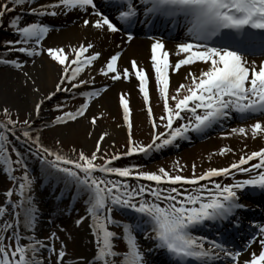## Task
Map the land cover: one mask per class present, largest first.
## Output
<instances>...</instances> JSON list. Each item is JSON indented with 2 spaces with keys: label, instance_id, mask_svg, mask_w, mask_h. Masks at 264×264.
I'll list each match as a JSON object with an SVG mask.
<instances>
[{
  "label": "snow or ice",
  "instance_id": "1",
  "mask_svg": "<svg viewBox=\"0 0 264 264\" xmlns=\"http://www.w3.org/2000/svg\"><path fill=\"white\" fill-rule=\"evenodd\" d=\"M35 2L6 0L0 4V25L7 13H15L17 6L25 4L29 5L28 15L41 18L65 15L70 10L85 12L95 18H83L82 27L100 33L123 31L127 37L125 43L133 40L129 29L135 24L151 26L162 22L169 30H183L184 39L175 45L176 54L183 55L170 61V53L165 50L162 40L148 37L152 40L151 69L162 102L163 114L158 119L164 131L159 132L149 106V77L144 68L138 67L135 59L130 61V68L118 67L119 51L99 68L101 75L113 81L128 80L130 72L134 73L139 81V92L148 106L147 116L153 129L151 140L147 144L134 142L126 94L120 96L123 121L128 128L127 150L122 153L98 155L101 142L108 135L106 132L99 135L93 150L86 153L73 148V156L45 146L39 129L32 135L34 118H39L44 101L51 100L55 92L43 95L22 121L12 119L8 108L2 109L5 121L0 122V168L13 181L14 187L4 193L5 202L0 204V264H52L53 256L55 264L66 262V245L60 241L59 247L55 246L54 241L59 240L55 232L45 238L47 242L35 235L25 236V233H34L39 217V208L32 195L33 185L38 180L55 186L57 200H63L65 190H68L71 200H82L84 204L85 215L77 218L75 224L79 226L90 221L88 227L94 238L95 251L91 259L78 257V264H149L145 259L146 252L155 250L166 252L172 258L171 264H264V223L250 224L252 232L245 244L257 243L259 251L251 252L250 258L242 262L239 260L241 251L233 250L226 241L196 234L201 228L215 225L239 230L240 213L248 207L241 202V193L245 189L264 193V147L242 153L228 167H210L199 175L193 164L192 175L187 177L179 174L182 169L178 164L176 174L163 167L151 172L141 171L139 164H113L122 156L138 153L148 157L153 152L175 146L178 140L189 139L188 133H204L232 118L233 113L241 120L264 117V60L257 65L245 54L256 48L264 53V0H139V6L133 0H106L116 9L115 22L97 8L95 0H51L32 7ZM21 19L22 16L16 14L8 22L7 27L17 38L3 42L5 52H17L28 58L46 55L59 65L56 92H70L95 82L91 75L87 79L80 78L101 56L99 51H90L95 47L90 40L66 47H44L42 41L51 31L49 24L34 21L21 26ZM27 62L0 56V65L15 69H23ZM196 62L205 67L198 70V75L189 68L184 76L187 83L181 82L170 95L169 70L175 72L181 66ZM23 75L26 80L30 78L28 72ZM106 89L107 84L79 92L78 95L83 97L79 106L74 111H62L51 123L67 124L85 117L90 102ZM32 91L39 89L33 87ZM63 107L60 103L55 105L57 111ZM96 122L97 118L93 116L90 123L95 125ZM47 126L45 123L44 127ZM228 134L242 137L250 134L253 139H264V122L255 119L246 127L231 128ZM10 136L24 146V152L9 139ZM232 151L222 147L219 154ZM12 154H15V160ZM28 157L39 163V173L35 177H30ZM17 169L23 170L20 177L13 174ZM236 173L246 178L235 179ZM221 177H233V182L222 183L215 179ZM13 194L18 197L15 201ZM119 209L131 210L135 214L134 220L126 223L115 220L113 211ZM109 225L121 228L122 234L112 231ZM140 239L148 242L145 249H142ZM116 240H123L126 251L116 250Z\"/></svg>",
  "mask_w": 264,
  "mask_h": 264
},
{
  "label": "rangeland",
  "instance_id": "2",
  "mask_svg": "<svg viewBox=\"0 0 264 264\" xmlns=\"http://www.w3.org/2000/svg\"><path fill=\"white\" fill-rule=\"evenodd\" d=\"M4 0H0V4L3 3ZM6 2V0H5ZM36 3V2H35ZM12 6V5H10ZM34 7V5H31ZM29 5L25 4L23 6H17L15 13H7L3 20V25H0V56H8L10 58H18L21 61L27 60L28 62L24 64L23 69H15L11 66L7 65H0V71H11L13 74L16 75L19 73H22L28 67L32 66L34 62L42 57L43 55L39 57H33L28 58L25 57L23 54L17 53V52H5L3 47V42L5 40L9 39H16L17 36L13 33V31L7 27L8 22L10 18L16 14H20L22 16V19L20 21L21 26L28 22H33L34 17H31L28 19V17H25L26 15H22L24 11H27ZM50 36H47L49 39ZM47 39V40H48ZM49 44H45L44 47H48ZM91 51V50H90ZM183 54H180L179 56L176 54V57L181 58ZM49 59V63L54 65L56 68L59 69V65H56L53 61ZM191 65V66H185L182 69H185L184 71L187 73L189 68L195 72L198 75V70L201 68H204L205 65L203 63H198ZM91 69H86L84 73L81 74L82 79L86 78L87 73ZM179 72V71H178ZM177 72V73H178ZM149 79L152 82H148L149 88L151 89V108L153 111V115L156 118V121L158 120V126L159 130L163 131L164 129L160 127V121L159 117L162 115V102L159 100L158 92L156 90L155 80H154V73L149 75L147 73ZM177 74H174L175 76ZM19 77V76H18ZM17 76L11 77L13 79V84H10V87L14 86L15 84L20 83V79ZM95 82L91 84L93 85V89H97L100 86H104L107 83L112 82L113 80L104 77L99 73V70H97V74L93 75ZM124 80V79H123ZM125 82L127 80H124ZM184 83H187V81H184ZM114 84V83H112ZM12 85V86H11ZM179 85V84H178ZM178 85H171L170 84V90L169 94H174V89ZM17 86V85H16ZM20 86V85H19ZM15 87V86H14ZM24 88V85L22 86ZM25 89V88H24ZM14 89H12L13 91ZM17 91V90H16ZM79 92H77L76 89H72L70 92H55V95L52 97L51 100H46L44 103V117L43 118H34L33 124H32V135L37 134V129L40 130V139L41 142L53 149V150H61L64 154L68 156H73V153L71 149L75 148L77 151L84 150L86 153L90 152L94 145L96 144L97 138L99 136H94L88 132L84 131H78L77 133L69 136L59 137L57 134V130L60 127H64L67 124H72L75 121H69L67 124H52L51 121L55 118L56 115H60L62 111H74L75 108L79 106V104L83 101V97L78 95ZM123 95V94H121ZM116 95V99L118 101V111H113L111 113L105 112V111H97L93 110L89 111L85 114V117H87L88 122L90 123V119L95 116L97 118V122L94 126H99L103 129L108 127H123L125 129V134L122 137L107 140L104 139L101 142V151L98 153V155H103L105 152L110 156L114 152H125L127 150V138H128V128L127 125L124 124L123 121V111L120 106V96ZM133 95L135 96V102L132 105V96L126 95V99L128 101V106L130 109L129 113V120L132 125L131 127V134L132 139L134 142L147 144L151 140V134L152 130L149 126V120L148 116L146 115L144 111V106L141 100V97L138 95L136 91H133ZM23 93L21 94V98L19 99L21 101H25V96H23ZM133 96V97H134ZM69 99V100H64ZM58 103L64 105L63 109L61 111H57L55 108V105ZM171 103V101H170ZM24 106V104H23ZM8 108L11 113L12 119H18V120H24L26 116L30 113L28 110H25L24 108H21L20 106H14L13 104H0V122L5 121V117L3 114L2 109ZM89 110V109H88ZM85 117L78 118L79 119H86ZM263 122V121H262ZM45 123L48 124L47 127H44ZM251 124V123H249ZM17 129H19L21 126L18 124ZM246 127V126H245ZM230 133V131H229ZM90 134V135H89ZM17 135H19V131L17 132ZM97 135V134H96ZM13 138V137H12ZM14 140V138H13ZM15 141V140H14ZM59 141V144L57 143ZM16 142V141H15ZM18 143V142H16ZM210 143V145H208ZM206 144L198 145L196 147L182 150L177 155L171 156V155H164L163 157L159 159H152L150 162L145 163L142 161H139L135 157H129V156H122L117 161H114L115 166H126L131 164H139L141 165V171H151L156 172L159 168L163 167L166 170L170 171L172 174H176V167L177 164L182 169V171L179 172V174L183 176H191L192 175V165H196L195 172L197 175L201 174L203 171L210 167H228L234 160H238L239 156L242 153H247L253 150H258L260 147H263L264 145V139L257 137L255 139L251 138L250 134L247 137H242L238 134H225L217 139H213L209 141ZM246 145V147H245ZM222 147L231 148L232 152H225V154L221 155L219 154V149ZM126 157V158H125ZM131 161V162H129ZM133 161V162H132ZM98 163H102V161H97ZM28 166L29 169L34 171L30 177H35L38 175L39 168H37V161H34L32 157H28ZM22 169H20V173L22 174ZM35 173V174H34ZM7 175L4 174L3 170L0 169V204L4 200L5 196L4 193L11 187H13L12 181L6 178ZM115 179L116 177H112ZM142 183H148L146 181H141ZM130 183H133L130 181ZM150 183V182H149ZM46 184L43 183V180H38L33 185V194H37L39 198L42 199V201L45 203V205L48 204L47 213L51 212L53 220L56 218L54 223L49 227L48 231H45L44 238L48 237L50 233L55 232L57 236L59 237V240L55 241V246L58 248L60 241H63L66 245V251L68 249V252L70 255L74 256L76 254V248H75V220L79 218L82 215H85V207L82 203V200L80 201L81 204L77 206V208H74V210L71 211L70 214H63L60 212V209H63V207L55 208L54 211H52V207L54 205V201L51 198V189L48 186H44ZM43 186V187H42ZM45 191L43 193L42 191ZM42 192V193H41ZM18 199V198H17ZM48 199V201H47ZM60 218L59 221L58 218ZM63 229V230H62ZM75 229V230H74ZM119 248L122 251H126V245L124 244L123 240L119 241ZM55 262L52 261V264Z\"/></svg>",
  "mask_w": 264,
  "mask_h": 264
},
{
  "label": "bare ground",
  "instance_id": "3",
  "mask_svg": "<svg viewBox=\"0 0 264 264\" xmlns=\"http://www.w3.org/2000/svg\"><path fill=\"white\" fill-rule=\"evenodd\" d=\"M5 3V0L3 1ZM2 4V3H1ZM94 19L92 16H88L87 13L79 12L78 10H70L65 15H62L60 19L56 20L57 25L62 26L61 31L52 34L47 40L49 46H71L77 45L79 42H84L90 40L94 44L93 51H99L101 56L97 61L93 63L91 70L87 73L86 78L89 75L93 76L97 74V70L103 65V63L112 55L115 51H121V55L118 59V67L130 68V61L135 59L137 61L138 67L144 68L145 72L151 75L153 73L151 69V51L150 45L152 42L132 40L130 44L125 45L123 40L118 39L116 34L113 33H100L95 29L84 28L82 27V19L85 18ZM74 23V24H71ZM119 45V47H117ZM168 51V50H167ZM49 59L46 55H43L37 59L34 64L22 73L16 75L11 71H0V104H13L14 106H20L29 112L33 111L34 104L39 102L43 95L56 92L55 85L58 81L59 69L54 65L48 62ZM196 66V64H195ZM194 66V67H195ZM185 69L180 70L177 75L171 77V85H178L181 82H184V76L186 75ZM28 72L29 79L26 80L23 73ZM19 76L20 83L15 84L10 87V84H13V79L11 77ZM34 81V83H33ZM110 85V83H107ZM17 85V86H16ZM24 85V88L22 86ZM139 81L135 78V74L130 72L129 80L124 81L123 78L117 80L114 84L111 83V87L103 93V95L93 103L89 109V114L93 110L105 111L111 113L113 111H118V101L116 95L128 94L132 96V105L135 102V96L133 91H136L139 94ZM36 87L39 89L38 92H33L32 88ZM12 89H14L12 91ZM17 90V91H16ZM85 90L91 91L86 85H82L78 91ZM25 96V101H21V94ZM22 96V97H23ZM134 96V97H133ZM46 101V100H45ZM44 101V103H45ZM24 104V106H23ZM44 104L42 105L41 112L39 114L40 118L44 117L45 110ZM33 112V116H34ZM78 131L88 132L90 131L91 135L99 136L101 133L106 132L108 135L105 137L107 140L116 139L124 136L125 129L121 126L119 127H108L101 128L99 126H94L88 122L87 119L76 120L72 124H67L64 127H60L57 130L59 137L71 136ZM97 134V135H96ZM210 145V143H208ZM93 150V149H92ZM35 198V203L38 206L41 212H44V208L40 199ZM90 221L82 222L81 225L75 227V248L76 254L74 256L70 255L67 249V258L68 260H75L78 264V257H86L91 259L94 253V245L91 237V229L88 227ZM41 225L35 226V231L33 234L37 235V231L40 229ZM38 236V235H37ZM148 243V242H146ZM248 257H246L247 259ZM83 264V262H79Z\"/></svg>",
  "mask_w": 264,
  "mask_h": 264
}]
</instances>
